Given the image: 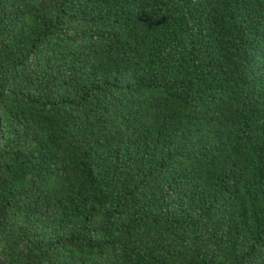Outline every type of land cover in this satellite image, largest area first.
I'll use <instances>...</instances> for the list:
<instances>
[{
    "label": "trees",
    "instance_id": "obj_1",
    "mask_svg": "<svg viewBox=\"0 0 264 264\" xmlns=\"http://www.w3.org/2000/svg\"><path fill=\"white\" fill-rule=\"evenodd\" d=\"M10 264H264V0H0Z\"/></svg>",
    "mask_w": 264,
    "mask_h": 264
},
{
    "label": "water",
    "instance_id": "obj_2",
    "mask_svg": "<svg viewBox=\"0 0 264 264\" xmlns=\"http://www.w3.org/2000/svg\"><path fill=\"white\" fill-rule=\"evenodd\" d=\"M0 264H10V262L0 254Z\"/></svg>",
    "mask_w": 264,
    "mask_h": 264
}]
</instances>
